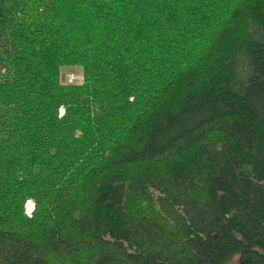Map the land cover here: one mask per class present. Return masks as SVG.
<instances>
[{
	"label": "trees",
	"instance_id": "16d2710c",
	"mask_svg": "<svg viewBox=\"0 0 264 264\" xmlns=\"http://www.w3.org/2000/svg\"><path fill=\"white\" fill-rule=\"evenodd\" d=\"M0 264H264V0H0Z\"/></svg>",
	"mask_w": 264,
	"mask_h": 264
},
{
	"label": "rangeland",
	"instance_id": "374dc122",
	"mask_svg": "<svg viewBox=\"0 0 264 264\" xmlns=\"http://www.w3.org/2000/svg\"><path fill=\"white\" fill-rule=\"evenodd\" d=\"M60 78H61V81L64 83H81L83 80L82 66H80V65H64V66H62L61 70H60ZM34 206H35V202H34ZM33 209H34V207L32 209H29L26 206V212L29 215H31Z\"/></svg>",
	"mask_w": 264,
	"mask_h": 264
},
{
	"label": "bare ground",
	"instance_id": "6f19581e",
	"mask_svg": "<svg viewBox=\"0 0 264 264\" xmlns=\"http://www.w3.org/2000/svg\"><path fill=\"white\" fill-rule=\"evenodd\" d=\"M26 206L29 208V209H32L34 207V202L32 200H28Z\"/></svg>",
	"mask_w": 264,
	"mask_h": 264
},
{
	"label": "built area",
	"instance_id": "2783aa9c",
	"mask_svg": "<svg viewBox=\"0 0 264 264\" xmlns=\"http://www.w3.org/2000/svg\"><path fill=\"white\" fill-rule=\"evenodd\" d=\"M63 111V109L61 108V112Z\"/></svg>",
	"mask_w": 264,
	"mask_h": 264
}]
</instances>
